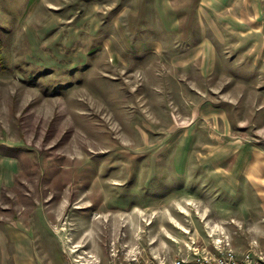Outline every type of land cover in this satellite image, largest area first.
<instances>
[{
  "label": "rangeland",
  "instance_id": "1",
  "mask_svg": "<svg viewBox=\"0 0 264 264\" xmlns=\"http://www.w3.org/2000/svg\"><path fill=\"white\" fill-rule=\"evenodd\" d=\"M255 6L251 21L243 0H0V240L22 222L61 264L244 245L211 120L244 136L264 102Z\"/></svg>",
  "mask_w": 264,
  "mask_h": 264
},
{
  "label": "crops",
  "instance_id": "2",
  "mask_svg": "<svg viewBox=\"0 0 264 264\" xmlns=\"http://www.w3.org/2000/svg\"><path fill=\"white\" fill-rule=\"evenodd\" d=\"M243 1L250 8L252 7L251 21H253V16L257 14L258 9L255 5L261 0ZM247 1H250V3ZM230 8H235L233 12L234 27L222 24H220V27H224L229 32H236L238 31L237 4L230 5ZM231 22L230 19V24ZM215 28H218V26L215 25ZM248 30H253V24ZM250 42L251 44L247 43V47L251 45V48L262 49L261 63L264 65V41ZM215 44L217 46L219 43L216 41ZM198 47L200 48V45ZM201 48L208 49L202 53L203 61L208 60L210 57L215 58L214 56L217 54L216 47L210 41L204 40ZM253 55L256 59L260 58L254 53ZM261 72L262 78H264V66H262ZM204 77L207 78L209 75ZM257 92L258 95L264 96V88L257 89ZM206 103L209 109L211 103L208 99ZM215 111L214 108V120H211V127L214 128L213 136L215 138L224 135L226 143L229 144L224 150L219 149L218 152L221 153V158L230 159L229 171H222L225 174L224 176L217 174L215 176L220 188L224 189L222 192H229L230 214L234 222L247 227L244 231L246 234L244 245L235 243L236 248L234 250L237 252L253 250L264 253V102L256 110L255 115L247 116L246 134L244 136L234 134L231 123L228 135L219 131L222 125L220 122L217 124L219 115ZM18 225L21 227L17 228L16 226L17 230L14 229L13 224L7 225L3 230V239L0 240V259H3L1 262L5 264H61L56 254H53V259L50 258L47 263L45 242L38 239L35 243L31 237L32 228L26 226L24 228L22 222Z\"/></svg>",
  "mask_w": 264,
  "mask_h": 264
},
{
  "label": "built area",
  "instance_id": "3",
  "mask_svg": "<svg viewBox=\"0 0 264 264\" xmlns=\"http://www.w3.org/2000/svg\"><path fill=\"white\" fill-rule=\"evenodd\" d=\"M226 244V248L214 249L213 253L210 251L200 253L197 247L192 250L190 256L179 254L170 261L160 259L155 255L143 257L132 251L125 258V262L126 264H264V253L253 250L237 252L230 248L228 243Z\"/></svg>",
  "mask_w": 264,
  "mask_h": 264
},
{
  "label": "trees",
  "instance_id": "4",
  "mask_svg": "<svg viewBox=\"0 0 264 264\" xmlns=\"http://www.w3.org/2000/svg\"><path fill=\"white\" fill-rule=\"evenodd\" d=\"M1 46V45H0Z\"/></svg>",
  "mask_w": 264,
  "mask_h": 264
}]
</instances>
